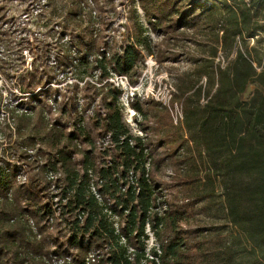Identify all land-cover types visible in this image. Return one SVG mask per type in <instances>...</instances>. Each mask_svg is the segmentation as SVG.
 <instances>
[{"label":"trees","instance_id":"obj_1","mask_svg":"<svg viewBox=\"0 0 264 264\" xmlns=\"http://www.w3.org/2000/svg\"><path fill=\"white\" fill-rule=\"evenodd\" d=\"M88 1L93 4L80 0L78 5L81 11L89 9L91 16ZM157 1L139 0L148 26L139 22L134 42L113 52L92 40L79 50L83 73L97 76L94 84L81 79L84 97L91 102L88 108L63 107L70 113V134L57 120L46 118L48 82L34 74L22 90L30 95H17L15 105L4 103L0 94L1 120L6 122L11 115L24 123L19 125L23 130L35 129L34 118L17 111L30 103L38 114L35 134H43L48 151L24 155L23 166L41 161L43 172L63 176L59 195L67 199L65 221L76 224V232L67 239L76 247V264H85L90 250L102 254L94 264H264V0L189 3L183 20L190 19L193 25L183 28L179 23L183 32L169 41L190 62L189 70L176 74L173 83L172 99L184 119L174 126L165 109L158 111L165 139L172 144L168 182L149 172L153 160L146 142L149 133L135 135L123 121L122 92L111 81L126 76L132 82L139 63L145 61L143 50L155 54L148 29L162 30L172 15ZM48 5L43 4L37 17ZM251 84L256 88L245 97ZM99 101L90 112L91 104ZM104 137L109 146L99 147L96 141ZM82 143H89L88 148L80 147ZM18 171L0 168V264H47L50 244L46 236L38 239L30 224L33 220L45 235L40 226L51 212L50 202H42L47 181L36 178L20 187L24 194L18 193ZM91 175L103 181L98 188L102 202L90 188ZM167 188L179 190L171 202L162 194ZM32 199L42 214L37 220L24 207ZM184 209L190 211L185 222ZM108 211L118 217V234ZM147 225L158 244L148 250Z\"/></svg>","mask_w":264,"mask_h":264},{"label":"rangeland","instance_id":"obj_2","mask_svg":"<svg viewBox=\"0 0 264 264\" xmlns=\"http://www.w3.org/2000/svg\"><path fill=\"white\" fill-rule=\"evenodd\" d=\"M79 1L0 0V94L3 95L4 103L7 101L15 105L18 101L17 95H30L22 93V90L31 74L43 76V83L48 82L45 88L49 94L48 101L44 102L45 116L51 122L57 120L61 123L67 134L72 131L68 124L70 113L69 110L65 113L63 107L72 109L75 106L78 110L88 108L90 101L84 97L82 90L84 83L81 79L91 80L90 82L94 84L97 76L92 77L83 73L85 65L80 62L83 55L79 50H83L88 43L95 40L99 47L114 52L116 47L126 46L136 40L139 22L148 26L139 0H93V4L88 1L91 16L89 9L81 11ZM189 3L191 0L157 1L159 6L167 5L172 15L164 22L162 30L148 29L146 35L150 37L155 47V54L151 56L139 47L144 52L145 61L139 63L133 81L121 82L114 77L113 82L114 87L122 92L120 106L123 107V121L135 135L144 136L146 132L149 133V140L146 142L152 147L153 160L151 165H148V170L153 176L160 177L161 182H168L170 176L169 150L172 144L165 139L166 131L160 124L158 111L165 109L174 126L180 124V122L176 124L175 120L182 110L177 102H173L171 93L176 74L187 72L190 62L180 51L175 50L169 41L178 34L177 32H183L184 27L193 25L190 19L183 20L189 10ZM43 4L49 5L43 9L42 16L37 17V11ZM181 22L183 28L179 24ZM255 88V84L249 85L245 97H249ZM99 103L100 101L92 103L89 107L90 112L99 107ZM20 107L17 114L24 112L26 116H32L36 129L40 122L38 114H34L30 103ZM3 116L1 112L0 168L9 167L13 171L16 167L17 171L19 170L15 176V191L24 194L25 191L20 187L22 185L28 187L36 178L46 180V172H43L41 161L32 162L31 166L26 167L23 166L25 162L22 158L24 155L37 153L42 156L48 150L43 134L41 136L35 134V129L31 128L23 130L19 125L24 126V123H19L11 115H8L5 122L1 120ZM97 136V133L93 134V137ZM88 145L89 143H82L80 147L87 149ZM32 148L33 153L29 150ZM171 189L162 191L169 202L179 195V190ZM46 201L47 199H43L42 202ZM24 207L32 213L34 220L42 215L38 212L39 204L33 199L31 202L25 201ZM189 214V209L182 211L183 222ZM42 222L44 225L45 221ZM146 229L148 230L147 227ZM154 245V236L149 237L147 250Z\"/></svg>","mask_w":264,"mask_h":264},{"label":"built area","instance_id":"obj_3","mask_svg":"<svg viewBox=\"0 0 264 264\" xmlns=\"http://www.w3.org/2000/svg\"><path fill=\"white\" fill-rule=\"evenodd\" d=\"M41 1L45 2L47 0H40V2ZM115 78L118 81L120 80L121 82H123L124 80L129 82L126 76H115ZM111 81L114 82V78L111 79ZM117 84L119 86V83ZM121 98H122V94H121ZM183 119H184L183 112L182 113L180 112L179 116L175 120V123L177 124L178 122H182ZM96 144L101 147H108L109 139L107 137L99 138L96 141ZM91 177L92 178L90 182V188L92 192L95 194L96 198L100 202H102V196L98 188H99V184L101 185L103 181L93 175H91ZM24 178L26 179L25 176ZM61 178L62 176L60 173H56L53 171L46 172L47 185L45 187V195H46L45 199H47V202H50L51 212L46 216L44 220L45 221L44 225L41 226L42 228L45 229V235L39 232L33 220H30V224L32 226L33 232L37 235L38 239L42 238V236H46L47 241L50 244L48 254L45 256V261L47 264H76V260H77L76 247L75 246L70 247L69 244L67 243V239L71 236V234L76 232V224L71 222L72 219L65 221L68 215L64 214L65 209L63 208V205L66 204L67 199L66 198L61 199L59 195L61 188H59L58 185H61L62 183ZM59 201H62V203H59ZM107 213L108 215L111 216V220L115 222L114 226H115L116 234L120 233L119 225L117 223L118 217L113 216L111 211H108ZM83 217L84 215L81 214V216H79V219L83 221ZM147 228L148 230L146 229L145 231L146 235L148 236L146 243L149 240V237L154 236L155 238L154 232L151 230L149 225H147ZM122 241L125 242L126 239L122 237ZM156 245L158 244L155 238L154 246ZM101 255L102 254L99 250H90L84 256V263L94 264L98 262Z\"/></svg>","mask_w":264,"mask_h":264}]
</instances>
